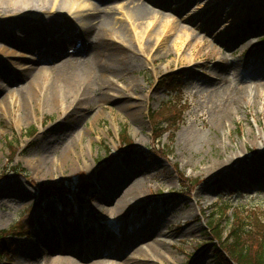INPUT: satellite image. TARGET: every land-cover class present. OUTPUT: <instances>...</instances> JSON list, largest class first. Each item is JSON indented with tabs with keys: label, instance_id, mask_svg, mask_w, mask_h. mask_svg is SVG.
<instances>
[{
	"label": "rangeland",
	"instance_id": "374dc122",
	"mask_svg": "<svg viewBox=\"0 0 264 264\" xmlns=\"http://www.w3.org/2000/svg\"><path fill=\"white\" fill-rule=\"evenodd\" d=\"M89 1L96 2L80 0L71 12L66 13L63 6L53 0L48 7H32L23 13L28 17L17 18L19 22L6 20L10 15H22L19 10L1 9L0 33L8 29L13 38L23 42L29 38V46L33 38H46V44L49 42L52 48L53 44H68L67 30L70 29L73 40L80 45L76 35L84 21L80 16L86 12L91 13L84 10ZM141 1L147 7L159 11L161 16L152 18L154 26L149 25L145 29V42L150 34L153 46L132 73L126 77L114 73L99 76L91 71L88 75L90 77L85 76L87 80L84 81L79 75L76 80L82 87L73 90L82 98L66 113L58 109L52 112L49 110L53 104L52 98L60 96L63 101H67L69 93L65 88L68 86H61L57 77L50 74L44 76L48 77L47 83L40 77L36 78L45 93L40 100L36 97L33 99L29 95L31 88H27L16 104H7L6 101L3 102L5 105L0 104V264H16L21 259L22 248L25 251L35 238V234L32 235V224L35 229L41 223L37 217L39 212L44 217L45 214L47 217L49 214L53 216L61 227L77 221L99 233H110L121 238L120 226L126 220V232L130 235L157 214H164L167 210L173 218L188 210L192 211V218H175L168 229L175 234L174 245L171 250H166L159 264H218L215 251L217 241L211 235L212 230L208 229L212 219L220 222L224 237L229 236L232 226L238 225L236 223L241 220L246 230L241 239L255 247L252 253L255 254L256 248L262 245L264 166H260L263 170L256 177L244 180L239 188L236 187V191H231L227 181L220 178L224 171L230 170L232 164L221 165L220 169L209 174L202 169L207 161L219 159L222 162L229 149L239 150L238 155L243 156L245 153L249 161L257 158L259 147L253 145L248 137L250 128L260 134L258 143L264 145V135L261 134L264 114L259 111L264 102V94L254 101L248 102L246 99L248 103L238 113H227V119H223L225 128L217 127L213 122L215 114L224 110L229 101L237 99V92L243 86L253 84V88L257 81H263L249 76L255 68L240 67L224 72L221 74L224 79L217 85L210 82L211 76L206 73L219 64L233 66L244 63L245 66L246 61L254 59L255 52L264 55V0H192L179 11L175 9L179 6V0H170L166 8L158 7L148 0ZM112 2L128 34H134L136 31L132 18L122 9L128 2ZM233 4L235 8L231 6ZM216 8L217 12L214 13ZM203 9L210 11L204 17H198ZM35 13L37 18L33 20ZM167 17L170 18L168 20L179 21L187 26L192 37L183 35L175 28L167 31V27H164ZM211 26L213 29L209 31ZM155 29L158 31L155 32ZM113 36V33H109L103 39L108 44L113 43ZM250 37L251 43L243 45ZM90 38L93 42L97 40L93 34ZM15 42L0 41L4 47H13L0 46V60L9 61L10 66L14 67L24 63L22 60L29 59L40 68H52L62 60L59 57L49 63H39L34 52ZM129 42L135 46L132 39ZM177 47L181 51H177ZM57 49L53 46L49 52L56 56ZM21 51L31 52L36 59L18 56L23 53ZM179 58L189 61H180ZM13 72L18 73L16 70ZM176 77H179V83H175ZM27 86V81L17 80L10 89L21 91ZM76 93L73 92L69 100ZM255 93L256 90L251 98L255 97ZM102 94L106 96L103 98ZM122 100L142 102L140 115L121 109ZM59 106L66 105L60 101ZM78 117L82 121L73 129L65 130V124ZM51 133L61 140L44 156L41 150L43 142L45 136ZM199 135L206 138L203 137L198 145L180 143L179 136L187 139ZM245 140L246 148L242 153L240 150H243ZM187 146L192 147L185 149ZM126 152L127 157L121 159V153ZM74 153L79 154L76 156ZM113 159L121 164L116 166L119 171H130L135 166L152 169L151 176L144 179L148 186L144 189V196L136 201V205H139L137 208L132 206L129 211L125 208L107 211L95 206L102 191L109 195L110 192L109 188L94 182L88 175L93 171L95 176H101L111 166ZM186 162L196 165L191 166ZM184 176L188 180L184 178L182 182L181 177ZM18 184L22 185L21 194L16 193L19 191L15 189ZM114 205L115 201H111L106 207L113 208ZM177 209H180L178 213ZM22 232H28L23 239L19 237ZM152 237L146 240H152ZM117 248L121 252L122 247ZM133 250L127 248L119 255L129 257ZM4 255H7V260L2 258ZM52 255H62L71 261L77 258L67 251L54 252ZM113 255L116 261H122L119 255Z\"/></svg>",
	"mask_w": 264,
	"mask_h": 264
},
{
	"label": "bare ground",
	"instance_id": "6f19581e",
	"mask_svg": "<svg viewBox=\"0 0 264 264\" xmlns=\"http://www.w3.org/2000/svg\"><path fill=\"white\" fill-rule=\"evenodd\" d=\"M36 0H0V10L1 9H12L19 10L22 15H10V18L6 20H12V22H19L18 17H28L27 15H23V13L31 10L32 7L41 6L48 7L49 3L51 4L53 0H37V3H33ZM55 3L62 5L63 9L67 12H71L75 7V3L80 0H54ZM96 2L89 1L90 3L86 4L85 11H90L91 13H84L80 17L84 20L82 22V28L78 31L76 35V40H79L80 45L74 41V36L71 34V30H67V36L69 39L67 40L68 44H64L60 46L58 43L53 44L57 51H55L54 56L50 53L51 45L46 44V38L44 40H38L36 38L32 39V42L29 46L28 40L22 41L17 38H13L14 36L10 35L8 29H4V33H0V41L11 40L16 44H20V47H24L28 50H31L35 53V56L38 57L37 61L51 62L53 60L62 59L59 65L52 68H40L39 65L36 64L35 61L32 62L31 59H36V57H32L29 52L21 51V57H27L28 60H22L21 64L16 66H10V62L7 60H0V104L5 105L3 102H7V104H16L17 100L21 98L22 93L27 88H31V92L29 95L33 96V99L40 98L43 96L44 90L41 89L37 77H40L44 82H48V77H44L46 74L55 75L57 80L60 82L61 86L67 85L65 87L67 89V101H63L60 96H56V98H52L53 104H51L50 111L52 110H63V113L67 112L68 109L72 108L74 104L79 101L82 97L73 90V88L81 89L82 85H79L76 78L80 75L83 81L86 79L85 76L89 75V72L94 71V73H98L99 76L105 75H120L125 76L127 74L132 73L135 69L139 67L141 63V58L146 55L153 46L152 36L149 34L147 42H145L146 31L145 29L149 25L154 26V21L151 20L154 17H160L161 14L159 11L147 7L145 3L141 0H126L128 3L122 7L126 11V14L132 18L131 22L134 24L133 27L136 32L129 35V31L126 30V25L122 22V19L117 16L116 7L113 6L112 0H95ZM152 4L166 8L170 5V0H148ZM192 0H181L182 4L177 9L180 10L181 7L189 4ZM32 2V5L30 4ZM217 2V1H215ZM126 6V7H125ZM220 6V4H219ZM235 8V4L231 5ZM103 7V8H102ZM210 7H205L204 9H209ZM108 9V10H107ZM115 9V10H114ZM203 11L198 15H202L203 17L207 14ZM245 9V8H244ZM113 10V11H112ZM227 11V9H226ZM233 11V10H231ZM217 12V8L214 13ZM244 12V10H242ZM241 12V13H242ZM50 17V16H49ZM164 17V16H163ZM37 14L33 15V20H36ZM166 24L164 27H167V31H171L179 29L183 35H193L190 32V29L181 24L179 21L175 22L174 20H168L170 18H166ZM195 17L193 18V20ZM211 19V18H210ZM2 21V19H0ZM216 21V20H215ZM212 25H215L214 21H211ZM52 24V23H51ZM51 27V25H50ZM137 29V30H136ZM213 26L209 27L208 30L211 31ZM192 30V29H191ZM207 30V29H206ZM132 31V30H131ZM158 31L157 29L154 30ZM193 32H197L196 30H192ZM168 32V33H169ZM12 33V32H11ZM109 33H113L114 41L113 43H107V40H104L103 37ZM158 33V32H157ZM93 36L97 39L96 41H91L90 36ZM192 37V36H190ZM132 39L135 43V46L131 45L129 40ZM20 41V42H19ZM251 38L245 40L243 45H247L251 43ZM76 43V44H75ZM1 48L4 47L0 45ZM27 46V47H26ZM47 46V47H46ZM151 46V48L149 47ZM4 48H13L6 46ZM31 48V49H29ZM177 51H181L180 47L176 48ZM48 50V51H47ZM59 50V51H58ZM168 52V50H167ZM16 55V54H13ZM254 59L252 61H246L245 66L244 63L235 64V65H223V66H213L211 70L206 73L211 76L210 82L213 85H217L220 83L224 77L221 76L222 73L232 71L234 69H239L240 67L246 68H255L249 76H252L254 79L263 80L257 81L254 87L252 88L249 84L242 87V90L237 92V99L232 102H228L226 106H224V110L219 112L217 115L215 114L214 123L217 127H226V123L223 119H227V113L232 115L233 112L238 113L240 108L246 105L250 101H254L264 94V67L261 65L264 63V55L255 52ZM180 61H189L188 59H178ZM192 61V60H190ZM220 61V60H219ZM4 62V63H3ZM40 63V62H39ZM8 66V68H7ZM19 67V68H18ZM18 71V73H14L13 71ZM49 71V72H47ZM55 72V74H53ZM75 76V77H74ZM215 78V79H214ZM17 80L27 81L28 86L26 88L21 89V91H12L10 89L11 85ZM87 80V79H86ZM46 86H43V89ZM256 90L255 97L253 96V91ZM79 91V90H78ZM76 93L72 100H69L72 93ZM104 93V92H103ZM106 95L102 94L104 98ZM28 97V96H26ZM246 99L248 102H246ZM37 100V105L38 101ZM51 100V93L48 94V101ZM65 103L66 106L60 107L59 102ZM246 102V103H245ZM121 109L128 110L131 114L140 115L139 110L142 107V102L140 101H132V100H122ZM245 103V104H244ZM73 109V108H72ZM264 114V102L262 103V107L259 110ZM81 117L78 119L72 120L68 124H65L67 128L65 130H70L76 127ZM141 123V121H140ZM69 125V126H68ZM194 127V126H192ZM191 127V128H192ZM64 131V130H63ZM261 134L264 135V127H261ZM56 134L46 135V139H44V145L41 149L43 155L46 156L49 154L54 145L59 144L58 137H55ZM253 136V137H252ZM260 134L255 132V129H251L248 132V137L251 138L252 144L258 146L259 156L257 158H252L249 161L245 157L246 141L243 143V156L238 155L239 150L232 151V149L228 150V154L225 155V158L222 160L215 161H207L203 167V172L206 174L211 173L214 170L220 169L221 165L225 166L227 164H232L230 170L224 171L220 178L225 179L227 181V186H232L234 188H239L242 185L244 180L251 179L256 177L258 172H261V165L264 166V145L261 146L258 143V137ZM183 136H179L180 143H187L189 145H198L199 142L203 141L204 135L189 137L187 139L182 138ZM206 138V137H205ZM204 138V139H205ZM201 140V141H200ZM222 144V141H219ZM192 146H187L185 149H190ZM225 148L224 151H226ZM72 150V149H71ZM76 156L79 153H74ZM82 154V153H81ZM80 156V155H78ZM83 156V154L81 155ZM86 161V159H84ZM191 166H195L196 163L186 162ZM85 164H87L85 162ZM119 163L111 164L108 169L101 174V176H95L96 174L92 172L88 176L93 178L94 182H99L100 185H104V188H109L110 195L106 192H103L99 195L95 206L100 210H115L116 208L127 209L126 211L131 210L132 206L137 208L139 206L136 205V201H138L141 197L144 196L145 188L148 186V183L145 182L148 175L151 176L152 169H148L142 166H135L130 171L121 170L119 171L116 166ZM161 166L162 165H158ZM157 167V166H156ZM230 172V173H228ZM228 173V174H226ZM226 174V175H225ZM146 178V179H145ZM184 177H181L182 182L184 181ZM145 179V180H144ZM259 180V179H258ZM16 193H23L22 185L18 184L15 188ZM17 196V195H15ZM115 201V205L113 208H107L106 204L108 202ZM180 209H177L178 213ZM193 212L188 210L181 215H176L175 218H192ZM39 212L37 217L41 221L39 223L38 228H35V238L32 240L31 244L26 248L25 251L21 253V259L17 261L16 264H38V262H43L44 264H159L165 254L167 253V249L171 250V246L174 245V233L169 232L168 229L173 225L175 218L171 217V213L167 210L164 214L156 215L149 223H145L140 227V229L133 233H127V220L124 221L120 228L122 229L121 234L123 235L121 238L116 237L114 234L110 233H99L95 229H91L86 224L81 225L77 221L71 222V225L65 227H61L54 217L49 214V217ZM47 218V220H46ZM37 219V218H36ZM194 230V229H193ZM95 236V237H94ZM152 237V240H146L148 237ZM145 241L140 243V241ZM137 242H139L137 244ZM119 244V245H118ZM134 245H137L134 247ZM117 246H121V252L117 251L119 248ZM127 248H133V252L131 256L121 257V253H124ZM67 251L70 254H73L77 258L74 261L66 259V257L53 256L54 252H63ZM111 251H114L112 253ZM116 256L121 258V262L116 261ZM113 255V256H112ZM117 257V258H118ZM111 258V259H109Z\"/></svg>",
	"mask_w": 264,
	"mask_h": 264
},
{
	"label": "trees",
	"instance_id": "16d2710c",
	"mask_svg": "<svg viewBox=\"0 0 264 264\" xmlns=\"http://www.w3.org/2000/svg\"><path fill=\"white\" fill-rule=\"evenodd\" d=\"M210 223L213 235L217 241L215 248L218 258V264H264V241L259 248H256V253L252 251L255 249L250 244L242 240V234L246 232L245 225L240 220L232 226L229 236L224 237L220 222H215L214 219Z\"/></svg>",
	"mask_w": 264,
	"mask_h": 264
}]
</instances>
